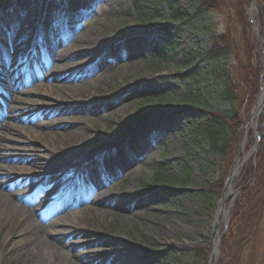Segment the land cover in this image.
<instances>
[{
    "label": "rangeland",
    "instance_id": "rangeland-1",
    "mask_svg": "<svg viewBox=\"0 0 264 264\" xmlns=\"http://www.w3.org/2000/svg\"><path fill=\"white\" fill-rule=\"evenodd\" d=\"M71 1L84 4L79 6L81 14L72 12L70 0H16L17 8L7 11L11 0H0L2 31L8 21L20 19L19 12L30 20L29 29H16V36L28 37L21 47L3 53L9 44L0 35V80L18 90L13 104L17 116L0 129V170L10 178L0 193V264H105L106 258L111 264L116 254L127 256L131 264H205L197 249L209 247L218 209L206 214L195 188L219 174L222 157L203 141L193 144L188 120L206 110L182 100L189 82L175 74L191 71L182 64L184 50H206L213 33L230 27L237 49L228 57L203 60L207 79L202 81L201 98L226 108L211 92L219 86L210 67L218 64L226 65L243 96L240 65L246 56L234 0L203 13L195 23L175 24L166 34L162 25L169 13L164 3L143 0L137 7L134 0ZM179 1L191 7L197 2ZM249 12L253 16L257 11L250 5ZM252 32L258 36L254 23ZM164 35L168 57L160 59L149 39ZM132 36L134 42H127ZM258 42L262 81L257 98L264 85V49ZM51 57H57L56 62ZM3 64L16 67L15 74L2 72ZM34 73L38 77L25 80ZM7 90L0 87V102H5ZM257 98L249 109L246 106L241 124L244 135L233 163L238 174L230 183L231 192L226 191V212L240 194L241 168L254 155L257 176L250 183L249 204L258 206V213L222 257V239L231 223V209L225 212L214 237L218 251L207 264H264V188L259 179L264 166L258 159L264 145V104L253 113ZM143 102L147 106L142 113ZM61 108L64 111L57 114ZM137 142L144 151L134 160L130 154ZM119 152L124 155L117 162L121 172L116 173L107 159ZM187 163L191 170L184 183ZM158 169L167 171L170 182L146 189ZM61 172L62 179L41 186ZM93 173L109 181L103 187L108 190L99 196L91 193ZM26 208L39 222L57 221L51 229L62 231L65 240L56 247L35 244L37 223L27 222Z\"/></svg>",
    "mask_w": 264,
    "mask_h": 264
},
{
    "label": "trees",
    "instance_id": "trees-1",
    "mask_svg": "<svg viewBox=\"0 0 264 264\" xmlns=\"http://www.w3.org/2000/svg\"><path fill=\"white\" fill-rule=\"evenodd\" d=\"M252 0H234V8L237 20L240 24V33L244 45L245 62L241 63L240 70L243 78V96L237 92L238 85L234 82L226 65L211 66L210 69L215 76V83L219 87L214 89L213 93L220 100V105L225 107L210 105L208 100H202V81L207 79L203 76L202 63L205 59L218 60L222 57H228L237 49L235 38L230 27L224 32L213 33L209 38L210 45L206 50H184L182 64L189 67L191 71L176 72L175 76L180 79H186L189 82L187 93L182 100L203 107L206 112L200 116L188 120L191 131L193 144L196 141L205 142L208 150L213 154H219L222 157L218 165V175L209 177L195 188L199 197L202 209L206 214H212L218 207L220 198L224 191V186L228 174L230 173L237 154L239 153L240 141L244 135L241 128L244 113L247 112L246 106L250 108L251 104L256 101L262 81V63L259 60L260 53L257 52L258 38L252 32L253 22L250 17L249 7ZM155 4L164 3L168 13V22L163 24L162 28L165 34L172 31L175 24H191L207 11L217 10L227 5V0H197L196 4H182L179 0H153ZM137 7H141L143 0H134ZM260 13L258 16L261 27V34L264 37V0H260ZM156 12H158L156 8ZM152 16H156L153 14ZM148 22V21H147ZM167 36H155L150 38L151 51L158 58H167L165 53ZM173 48H177L178 43L171 41ZM237 54V53H236ZM162 56V57H161ZM211 71H207L210 73ZM163 80V79H162ZM240 101L239 105L237 102ZM147 102L142 103L140 112H145ZM249 142L253 144V132H250ZM251 146V145H250ZM259 162L264 166V145L259 150ZM191 165L185 166L184 183H188ZM260 182L264 188V168L261 172ZM257 176V166L254 155L243 165L238 178L240 194L231 209V223L228 231L224 234L221 243V256L225 257L232 245L238 240L242 227L253 223L258 213V206L249 204L250 200V183ZM171 176L166 170H157L155 179L147 184L146 189L152 190L166 182H170ZM261 201L259 198L256 204ZM197 249L201 258L206 260L209 253V247ZM187 249V248H183ZM177 251V250H176Z\"/></svg>",
    "mask_w": 264,
    "mask_h": 264
},
{
    "label": "bare ground",
    "instance_id": "bare-ground-1",
    "mask_svg": "<svg viewBox=\"0 0 264 264\" xmlns=\"http://www.w3.org/2000/svg\"><path fill=\"white\" fill-rule=\"evenodd\" d=\"M16 0H11V2L7 3V10H12V9H15L17 8V5L19 4H14ZM70 2L73 4L74 7H71V10L72 12L75 11L77 12L78 14H81L82 13V10L79 8V6H84L83 3H75V1H71ZM257 5V0H255V4L254 6ZM20 19L17 20V21H8V23L6 24L7 26V29L4 28L3 31L1 30L0 28V31L2 34L0 35H4L7 37V43L9 44V48H3L2 46V50H3V53H5V50L6 52L10 51L11 50V46H15V47H21L23 44H21L24 39H28V37L26 35H20V36H16V29L18 28V25L19 27L21 25H25L27 26L26 28L29 29L30 26H28V24L30 23V20H26V19H23V17H20V12L16 14ZM17 17V18H18ZM33 27V25H32ZM18 30V29H17ZM132 35V34H131ZM136 36V35H134ZM134 36L132 37H126L125 39H127V42L128 41H133L134 42ZM5 37V39H6ZM50 40H53L52 38H48ZM6 47V46H5ZM129 49L131 50V46L129 47ZM137 49H134V51H136ZM55 51L54 53V56H58V50H53ZM53 56V55H52ZM56 58L57 57H51V62H56ZM3 68H2V72L6 69L7 71L9 70H13L14 71V74H15V71H16V67H11L8 68V66L6 64H3ZM1 70V69H0ZM1 72V73H2ZM18 73V72H17ZM17 76V75H16ZM36 77H38V74L34 73L33 75H27L25 80L28 81V80H33L35 79ZM8 79V78H7ZM0 87L3 89V90H7L9 89V95H7V97L5 98V102H0V129L4 126H8V125H11V123L8 122V119L10 118H15L17 116V114L15 113V109H16V106H14L13 104L15 103V101H18V99L16 98V94L18 92V90H16L14 88V85L10 84V83H6V80L2 81L0 80ZM8 91V90H7ZM263 96V95H262ZM118 97V96H116ZM263 106H261L262 108ZM60 111V112H59ZM62 111H64L63 108H61L60 110H56L55 112H57V114L61 113ZM48 115V114H47ZM62 119V118H61ZM61 119H57V120H61ZM136 133V132H135ZM135 133H133L135 135ZM130 135V139L132 138V135ZM1 135V134H0ZM134 151H131V154H130V157H132L134 160H138L140 158V156L143 154V151H144V148L143 146L140 144V142H137L135 143V147H134ZM135 153V154H134ZM122 155H124L123 153L119 152L117 154H114L112 157H110L109 159H107V165L109 167H112V168H115V171L116 173H120L121 171V168H118L117 167V162L122 158ZM96 164V163H94ZM90 165L89 167L91 166H95V165ZM1 166V164H0ZM236 169V168H235ZM95 172V174H98V172L96 173V170H93ZM4 171H3V168L0 170V193H2L4 190H2L1 187H4L5 188V185H6V180L7 179L6 175H4ZM86 175L89 174L88 170L85 171ZM100 173V172H99ZM64 172H61L59 173V175L57 177H48L44 183L42 184V187L46 186V185H51L53 184L54 182H56L57 180H60L62 179V177H64ZM95 174L93 173L92 174V177L94 178V183H92V185L90 186V189H91V193L92 194H96L99 196V193L103 192V191H106L108 189L106 188H103L109 181L108 179H104V178H95ZM8 179L9 176H8ZM234 180V179H233ZM231 191V188L229 189V192ZM25 213H26V216H27V222L28 223H34L36 222L37 224H35V229L37 230V235L35 237V244H42V245H50L51 247H56L58 245V243H62L64 240H65V236L64 234L61 232L62 231H53L51 228L52 226L56 225V223H58L57 221H54L53 222V225L50 226V225H47L45 222H39L37 221L36 219V213L30 208H26L25 210ZM50 216H52L50 214ZM49 226V227H48ZM60 233V234H58ZM216 242V245H215V252L218 251V244H217V241L215 240ZM111 260H113L114 263H111V264H131V259H127V256H124V255H115L113 258H111ZM110 259L106 258L105 262H109ZM105 263V264H106Z\"/></svg>",
    "mask_w": 264,
    "mask_h": 264
},
{
    "label": "water",
    "instance_id": "water-1",
    "mask_svg": "<svg viewBox=\"0 0 264 264\" xmlns=\"http://www.w3.org/2000/svg\"><path fill=\"white\" fill-rule=\"evenodd\" d=\"M254 4H255V0H252L251 10L253 8H256L257 12H256L255 15H253V16L251 15V19H252V22L254 23V27H255L256 33L258 35V38H259L260 42L263 44V49H264V38H263V36L261 34V27H260V24L258 22V15H259V12H260V4H257L256 6H254ZM263 104H264V85L262 86L261 93H260V95L257 98V102H256V105L254 107L253 113H258L261 110V106H263ZM237 174H238V169L233 168L232 171L230 172L227 180H226L224 192H223V195H222V197L220 199V205L218 207V211H217L216 216L214 218L212 240H211V243H210V253H209V256H208L207 261H206L205 264H207L210 261L212 254L215 252L216 242L214 240V237H215L216 233L218 232V224H219V222L221 220V217L226 212V199L228 197V194L226 193V191L230 188V183L232 182V180L234 179L235 175H237ZM232 195H233V193H231V195H229V196H232ZM230 209H231V206L228 208L227 212H229ZM217 244H218V241H217Z\"/></svg>",
    "mask_w": 264,
    "mask_h": 264
}]
</instances>
